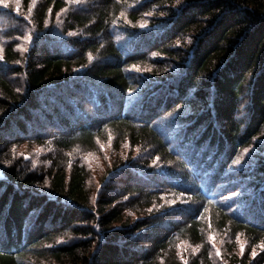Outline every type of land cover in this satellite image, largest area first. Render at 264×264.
<instances>
[{
  "label": "trees",
  "instance_id": "16d2710c",
  "mask_svg": "<svg viewBox=\"0 0 264 264\" xmlns=\"http://www.w3.org/2000/svg\"><path fill=\"white\" fill-rule=\"evenodd\" d=\"M148 18L128 57L118 35L133 41ZM0 57V264H217L214 229L220 264H264L251 249L264 242V0H2ZM151 86L156 118L184 121L187 156L125 101L100 109L101 88ZM108 135L134 151L93 190L88 159ZM47 141L42 161L24 148ZM193 143L233 165L193 162ZM156 154L174 183L150 177Z\"/></svg>",
  "mask_w": 264,
  "mask_h": 264
},
{
  "label": "rangeland",
  "instance_id": "374dc122",
  "mask_svg": "<svg viewBox=\"0 0 264 264\" xmlns=\"http://www.w3.org/2000/svg\"><path fill=\"white\" fill-rule=\"evenodd\" d=\"M148 16H150V15L148 14ZM143 22L145 25H147L149 23V18L143 20ZM137 68H139V66H137ZM142 69L148 71L143 66H142ZM103 141L104 142H101V140H100L98 143L97 149H95L94 151L92 150L93 154H97V155H94V159H92L91 157H89L90 159H88L87 167L89 169H91L89 171L90 172V176H89L90 178H89L88 185L93 190L95 189L96 184L98 182H100L102 177L110 169L111 165H109V163H113L115 165V163L118 162L116 160L122 161L126 157V154H128L130 151H134L133 146L130 145V141L128 139L124 143L119 144V142L117 141V136L115 137L114 135H108L107 139L103 140ZM25 146L26 147H24V148H28L29 151L31 153H33L35 157L37 156V158L40 159L41 161L43 160V157L46 156L49 152H51L55 147L54 143L49 142V141L42 143V144H36L31 148H29L28 145H25ZM138 151H139V149H136L135 154H137ZM140 151H141V149H140ZM149 151H151V150H149ZM149 151H147L146 153H148ZM91 152L87 153V156H88V154H91ZM98 152H102V153H98ZM116 155H118V156H116ZM116 157H118V159H116ZM73 158H75V157L73 156L72 159ZM43 163H46V162H43ZM69 163H71V160ZM153 164L160 166V165H163L164 163H163V161H160L158 159H153ZM70 172H71V165L68 164L67 173L69 174ZM211 234L217 240L221 239L220 234L219 233L217 234V231L215 229H214L213 233H211ZM213 236L209 235V237H210L209 240H210V244L212 247V248H210L209 252H210V256L212 257L213 263L220 264L221 263L220 261H222L220 259V258H222L221 250L223 248L220 245V243H221L220 241L216 242V241L212 240ZM242 237L243 238H239V242H238L240 252L242 251L243 247H244V249L247 248V242H248V239L246 237H244V236H242ZM251 249H252V251H254V253L255 252L258 253V251L260 249L264 250V242L263 241L258 242ZM217 253H219V254H217Z\"/></svg>",
  "mask_w": 264,
  "mask_h": 264
},
{
  "label": "snow or ice",
  "instance_id": "6c2138e0",
  "mask_svg": "<svg viewBox=\"0 0 264 264\" xmlns=\"http://www.w3.org/2000/svg\"><path fill=\"white\" fill-rule=\"evenodd\" d=\"M0 2H2V0H0ZM28 39L31 40V37L29 36ZM0 58H2V57H0ZM217 254H219V253H217Z\"/></svg>",
  "mask_w": 264,
  "mask_h": 264
}]
</instances>
